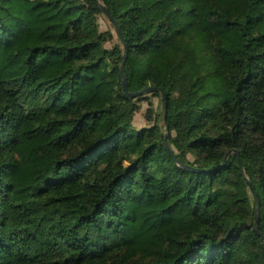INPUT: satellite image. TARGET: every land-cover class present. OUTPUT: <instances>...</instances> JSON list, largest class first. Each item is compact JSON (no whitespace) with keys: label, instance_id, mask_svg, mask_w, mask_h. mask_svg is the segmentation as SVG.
I'll return each mask as SVG.
<instances>
[{"label":"trees","instance_id":"trees-1","mask_svg":"<svg viewBox=\"0 0 264 264\" xmlns=\"http://www.w3.org/2000/svg\"><path fill=\"white\" fill-rule=\"evenodd\" d=\"M0 264H264V0H0Z\"/></svg>","mask_w":264,"mask_h":264},{"label":"water","instance_id":"water-1","mask_svg":"<svg viewBox=\"0 0 264 264\" xmlns=\"http://www.w3.org/2000/svg\"><path fill=\"white\" fill-rule=\"evenodd\" d=\"M99 6H100V10L102 11V13L113 24V26L115 27L118 35L121 38V34H120V31H119V28H118L116 22L114 21L113 17L110 15L109 11L102 4H99ZM124 60H125V54H124V59H123V61L121 63V66H120V73H121V77H122V84H123L124 94H125L126 97H137V96L145 95V94H148L149 92H151V91L156 89V88H145V89H143L141 91L130 93L128 91V88H127L126 76L124 74V66H123ZM161 94H162V99H163V103H164V116H165V113H166V96H165L163 91H161ZM167 137H168V133L166 132L165 136H164L165 147H166L167 151L171 153L170 148L167 145ZM186 168L191 169L188 166H186ZM250 187L253 188L251 184H250ZM258 217H259V205H258V201H257L255 225H256V223L258 221ZM255 231L259 234L258 229H257L256 226H255Z\"/></svg>","mask_w":264,"mask_h":264},{"label":"rangeland","instance_id":"rangeland-1","mask_svg":"<svg viewBox=\"0 0 264 264\" xmlns=\"http://www.w3.org/2000/svg\"><path fill=\"white\" fill-rule=\"evenodd\" d=\"M99 23L101 29H107L111 28V23L107 19L105 15H101L99 17ZM157 98H148L140 102V110L135 114L134 120H133V126L136 128H141L146 125L145 120V113L146 110L152 105V107L157 106L158 104Z\"/></svg>","mask_w":264,"mask_h":264}]
</instances>
